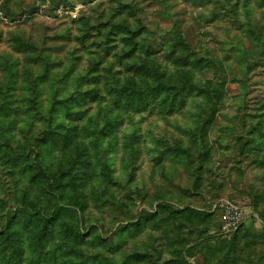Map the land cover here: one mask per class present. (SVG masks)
Wrapping results in <instances>:
<instances>
[{
	"label": "rangeland",
	"instance_id": "obj_1",
	"mask_svg": "<svg viewBox=\"0 0 264 264\" xmlns=\"http://www.w3.org/2000/svg\"><path fill=\"white\" fill-rule=\"evenodd\" d=\"M122 10L129 18L121 13V21L129 19L142 31L144 44L137 53L144 54L150 45L160 56L168 40L182 36L190 43L183 50L203 58L198 70L219 78L226 96L200 130L211 147L203 157L207 168L202 176L192 169L189 174L178 151L181 146L176 148L177 139L188 141L196 101L162 120L140 112L120 121L117 145L109 155L119 181L115 190L130 194L129 199L119 208L91 202L80 225L86 249L81 264H264V168L252 161L260 151L242 156L241 146L233 148L237 139L250 138L247 131L255 120L244 123L238 115L246 104L255 114L264 99V0H0V103L22 110L23 95L41 74L36 98L42 108L48 107L49 96L56 92L59 111L54 121H65L78 108V84L92 87L84 78L88 68L101 58L105 64L115 58L117 50L106 53L107 44L92 42L97 30L115 23L112 14ZM252 30L262 35V43ZM31 53L44 61H28ZM30 64L36 67L31 77L26 70ZM214 64L220 69L217 75ZM119 69L117 63L114 70ZM167 139L172 149L165 152ZM131 145L133 155L128 154ZM201 151L193 149L192 154ZM3 174L0 164V215L12 206L2 205L12 185ZM227 203L239 211L238 225H228L232 219Z\"/></svg>",
	"mask_w": 264,
	"mask_h": 264
},
{
	"label": "trees",
	"instance_id": "obj_2",
	"mask_svg": "<svg viewBox=\"0 0 264 264\" xmlns=\"http://www.w3.org/2000/svg\"><path fill=\"white\" fill-rule=\"evenodd\" d=\"M121 13L129 18L124 10L115 12L112 14L115 23L100 27L92 42L107 44L106 53L117 50L112 55L115 58H110L108 64L101 58L88 68L84 78L92 87L87 90L84 84L82 87L78 84L75 102L78 108L70 110L72 115L65 121H54L59 111L56 92L49 96L48 107L42 108L36 98L41 88L39 82L44 78L41 74L36 75L31 89L23 95L26 105L22 110L0 103V164L5 180L12 182L2 199L3 206L7 203L12 206L0 215V264H81L86 249L82 247L85 234L80 225L91 202L119 208L129 199L130 194L121 196L115 190L119 181L109 155L117 145L114 139L118 125L128 115L148 112L162 120L196 101L195 118L187 128L188 141L182 144L184 140L177 139L176 148L181 146L178 151L182 162L189 165L188 172L192 169L202 176L207 168L202 161L209 156L211 147L200 130L208 123L206 118L215 116L224 102L226 92L219 78L205 77L198 70L197 64L203 63V58L183 50L190 43L182 36L168 40L160 56L151 52L150 45L145 48L151 53L145 52V48L144 54L137 53L144 44L140 40L142 31L133 27L129 19L121 21ZM252 33L263 42L261 34L253 30ZM103 38L107 42L102 43ZM27 59L43 60L32 53ZM117 63L121 69L114 70ZM46 69L47 66L44 73ZM214 69L216 75L220 73L215 64ZM26 70L31 77L36 67L30 64ZM102 71L110 76L106 77ZM246 73L249 76L248 70ZM248 106L237 119L244 123L251 121L250 117L255 119L247 131L250 138L237 139L233 148L241 146L242 156L257 149L260 155L252 161L264 168V99H260L253 115L247 111ZM36 119L40 120L38 125ZM240 134L245 137L246 131L241 130ZM168 140L163 141V147ZM251 141L257 144L251 146ZM131 147L128 154L133 155ZM167 147L165 152L172 149ZM201 147L203 151L192 154L193 149ZM185 156L190 158L185 160ZM132 177L131 174L129 179ZM14 207L17 209L8 213Z\"/></svg>",
	"mask_w": 264,
	"mask_h": 264
},
{
	"label": "built area",
	"instance_id": "obj_3",
	"mask_svg": "<svg viewBox=\"0 0 264 264\" xmlns=\"http://www.w3.org/2000/svg\"><path fill=\"white\" fill-rule=\"evenodd\" d=\"M225 209H226V213L229 214L230 218L232 219V221L228 223V225L231 224L238 225L240 221V213L235 208V206H233L230 203H227Z\"/></svg>",
	"mask_w": 264,
	"mask_h": 264
}]
</instances>
